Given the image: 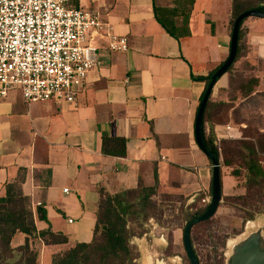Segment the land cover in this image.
Wrapping results in <instances>:
<instances>
[{
    "label": "crops",
    "instance_id": "1",
    "mask_svg": "<svg viewBox=\"0 0 264 264\" xmlns=\"http://www.w3.org/2000/svg\"><path fill=\"white\" fill-rule=\"evenodd\" d=\"M175 1L70 0L72 8L99 12L104 31L126 37L128 50L108 52L97 38L99 66L88 73L73 103L26 104L16 90L0 97V197L7 184L18 182L36 229L31 236L13 237L12 257L5 264H21L18 248L26 240L37 253L36 264H51L56 255L91 243L101 191L115 196L157 184L154 200L161 195L183 200L189 215L200 198L209 202L211 163L194 136L206 85L194 78L213 74L227 58L233 0H194L189 35L179 40L165 32L154 13L155 6L174 9ZM174 20L180 23L181 17ZM242 29L245 53L233 68L248 64L254 69L258 62L264 67V19L247 18ZM255 77L258 93L264 94L263 77ZM229 87L226 73L213 87L204 114V139L218 151L222 141L241 139L245 128L234 122L233 110L242 104L244 116L248 104L237 102L219 112L220 105L230 103ZM253 99L264 108L262 95ZM110 139L125 141L124 156L103 152V145L111 147L105 142ZM39 207L46 221L38 219ZM152 222L143 225L141 234L131 233L134 262L181 264L180 256L165 254L164 229ZM134 226L127 222L130 232ZM48 230L67 243L45 245L37 234ZM177 230L172 232L174 245Z\"/></svg>",
    "mask_w": 264,
    "mask_h": 264
},
{
    "label": "trees",
    "instance_id": "2",
    "mask_svg": "<svg viewBox=\"0 0 264 264\" xmlns=\"http://www.w3.org/2000/svg\"><path fill=\"white\" fill-rule=\"evenodd\" d=\"M193 3L194 0H176L175 8L170 11L161 10L155 6V19L168 35L179 40L189 35L188 20ZM251 10L264 12V2H259V0H233L232 25L240 14ZM174 17H181L180 23L175 21ZM246 19L240 25L235 62L245 53L244 31L242 26ZM227 73L230 78V87L228 90L230 103L220 105L219 112L225 113L237 102L242 101L245 103L257 95H262L258 93L260 80L257 77H249L243 84L239 85L236 84L237 81L235 78L233 81L236 73L233 65ZM211 75L194 79L204 82L207 87ZM210 107L211 104L208 101L205 112ZM242 107L243 105L239 104L233 110L234 122L236 124L246 122L244 119H240ZM249 126L246 125L242 130L241 139L222 141L219 145L220 152L215 145L205 139L204 144L207 150L216 156L220 164V172L221 165L231 167L234 161L238 160L240 162L239 167L244 171L246 178L245 195L236 198L227 197L225 201L238 210L243 211L246 220H253L257 214H261L264 211V169L259 159L260 154L264 152L258 149L259 147L256 142L258 138L262 137L263 133L257 131V134L253 137L248 134ZM105 142L111 144V147L108 148L103 145V152L105 154L124 156L125 141L123 139H110ZM220 158H222V163ZM239 175L238 171L232 172V176L234 177ZM4 190V195L0 197V264H5L12 257L10 243L16 234L21 233L31 236L36 233L30 204L28 199L23 196L19 183L7 184ZM156 191L157 184L151 188H140L137 191L123 192L115 196H109L101 191L92 242L89 244H77L67 252L56 255L52 259L51 264H133L137 255H133V249L129 244L132 234L127 229L128 218L133 216L137 219H148L150 216L148 211L150 209L157 210L158 208L157 202L154 201V197L157 194ZM201 199L198 200L199 206L192 208V213L189 215L190 220L201 216L205 212L208 203H203ZM37 216L39 220L46 221L45 210L41 207L37 208ZM211 220L212 218L201 222L191 229V243L198 260L199 254L196 249L195 240L201 242L202 239V245L211 243L215 256L218 251L214 243H220L219 248L225 245V236L217 237V235L212 234L211 229L206 230L207 233L204 241L203 238H198L195 235V232L200 226L208 224ZM37 235L45 245L67 243L63 235L53 234L49 230L40 232ZM18 251L21 253V264H36L37 253L31 249L28 240L25 241L22 247L18 248ZM216 264L221 263L217 262Z\"/></svg>",
    "mask_w": 264,
    "mask_h": 264
},
{
    "label": "built area",
    "instance_id": "3",
    "mask_svg": "<svg viewBox=\"0 0 264 264\" xmlns=\"http://www.w3.org/2000/svg\"><path fill=\"white\" fill-rule=\"evenodd\" d=\"M69 3L0 0V97L16 90L26 104L73 103L99 66L97 38L108 52L128 50L126 37L104 31L99 12Z\"/></svg>",
    "mask_w": 264,
    "mask_h": 264
},
{
    "label": "rangeland",
    "instance_id": "4",
    "mask_svg": "<svg viewBox=\"0 0 264 264\" xmlns=\"http://www.w3.org/2000/svg\"><path fill=\"white\" fill-rule=\"evenodd\" d=\"M259 65V62L258 64L255 63L254 69L248 64H243V66L237 65L233 68L236 72L235 77H233V81L235 78V80L237 81L236 84L240 85L243 84L247 78L252 76L255 77L258 75L263 77L264 80V67H260ZM252 69L254 70V73ZM261 90H264V86H262ZM262 98L264 99L263 94ZM256 101L257 99H249L245 102L246 104H248L246 107V114L244 116L242 115L240 119H244L246 121L244 123L245 127L246 125H250L248 133L249 135L255 137L257 131L259 133H263L262 137L258 138L256 142L259 147L258 149L264 152V108L263 106H256ZM230 156L233 158L231 154ZM259 159L264 169V153L260 154ZM220 161L222 163V158H220ZM239 163L240 162L236 160L231 167H225L221 165L222 202L219 205L215 215L212 217V220L208 224L200 226L195 232V235L198 238H203L204 241V237L207 233L206 230L211 229L212 234L217 235V237L225 236V245L219 248L220 243H214V246L217 247L218 251L217 255L215 256L213 252V245L211 243L202 245V239L201 242L195 240L200 264H216L217 262L226 264L228 255L232 253V251L228 248L229 241L236 240V238L240 237L241 233L245 231V228H247L248 224L250 223H257L258 226L254 229H250L249 231H247L246 229L244 233L245 236H243L241 240L248 236V234L264 228V211L261 214H257L255 219L246 220L243 211L238 210L236 207L230 205V203L225 201V198L227 197L236 198L245 195L246 178L244 171L239 167ZM233 171H238L240 175L236 177L232 176ZM232 192H234L235 194L228 195ZM154 201L157 202L158 208L157 210L150 209L148 211V213L150 214L148 219H137L133 216H130L128 218L129 221L135 224L134 228L131 230V233H134L136 235L141 234V232L144 230L143 225L145 223H148L149 220H153L152 223H156L160 229H164L168 242V247L165 250V254L178 255L181 257L180 259H182L181 264H188L182 245V230L184 225L186 224L185 216L186 214L188 215L190 213V206L186 207L185 201L166 195H161L159 201ZM176 230L178 231V245L173 244L174 240L172 232ZM133 255H137L134 250ZM133 264L138 263L134 262Z\"/></svg>",
    "mask_w": 264,
    "mask_h": 264
},
{
    "label": "water",
    "instance_id": "5",
    "mask_svg": "<svg viewBox=\"0 0 264 264\" xmlns=\"http://www.w3.org/2000/svg\"><path fill=\"white\" fill-rule=\"evenodd\" d=\"M250 17L264 19V12L258 10H251L240 14L233 22L231 30V38L229 45V53L221 66L210 76V81L204 91V94L199 103L195 122H194V136L195 142L202 154L210 161L212 169L211 178V193L205 212L193 219H189V214L185 216L186 225L183 229L182 245L184 253L189 261V264H199L198 257L194 252L191 243V229L204 221L211 219L219 205L222 202L221 190V172L220 164L214 154H211L204 144L203 136V118L204 112L209 101L212 89L218 79L228 72L236 59L238 48V37L241 22ZM246 231V228H245ZM245 231L240 236L244 235ZM226 264H264V228L254 231L246 236L241 242L234 247L232 253L228 255Z\"/></svg>",
    "mask_w": 264,
    "mask_h": 264
},
{
    "label": "bare ground",
    "instance_id": "6",
    "mask_svg": "<svg viewBox=\"0 0 264 264\" xmlns=\"http://www.w3.org/2000/svg\"><path fill=\"white\" fill-rule=\"evenodd\" d=\"M257 226H258L257 223H250V224H248L246 229H247V231H249L250 229H254ZM243 236H245V234L240 236V237H238V238H236V240L229 241L228 242V248L232 251L234 249V247L237 246L240 243V241H241Z\"/></svg>",
    "mask_w": 264,
    "mask_h": 264
},
{
    "label": "flooded vegetation",
    "instance_id": "7",
    "mask_svg": "<svg viewBox=\"0 0 264 264\" xmlns=\"http://www.w3.org/2000/svg\"><path fill=\"white\" fill-rule=\"evenodd\" d=\"M186 256V255H185ZM187 258V257H186ZM188 260V259H187ZM199 261V260H198ZM187 262H189V261H187ZM200 264V263H199Z\"/></svg>",
    "mask_w": 264,
    "mask_h": 264
}]
</instances>
